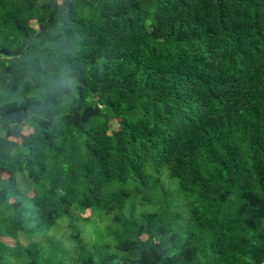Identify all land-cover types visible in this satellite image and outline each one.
<instances>
[{
  "label": "trees",
  "instance_id": "1",
  "mask_svg": "<svg viewBox=\"0 0 264 264\" xmlns=\"http://www.w3.org/2000/svg\"><path fill=\"white\" fill-rule=\"evenodd\" d=\"M0 264H264V0H0Z\"/></svg>",
  "mask_w": 264,
  "mask_h": 264
},
{
  "label": "rangeland",
  "instance_id": "2",
  "mask_svg": "<svg viewBox=\"0 0 264 264\" xmlns=\"http://www.w3.org/2000/svg\"><path fill=\"white\" fill-rule=\"evenodd\" d=\"M33 25V24H32ZM110 126L112 129H116L117 123L111 122ZM31 132V128L29 126H24L22 128V134L26 135ZM18 141V140H16ZM19 188H21L23 191H27L29 196H31V184L28 182L26 177H19ZM81 229V235L82 237L88 241V242H95L99 236L102 235L104 227L107 224V221L102 218L101 216H98L96 214H91L88 210H86L83 214L78 215V219L74 223ZM72 226H70L69 222L67 220L61 219L59 220V223L57 226H55L51 230V235H54L56 239H64L67 244H70L68 241V236L70 235V232L72 231ZM38 241H33L32 246L37 247L40 245ZM4 242L7 245H14L15 242L13 240L4 239ZM19 242L22 246L26 247L30 244V240L24 236L21 235L19 238Z\"/></svg>",
  "mask_w": 264,
  "mask_h": 264
}]
</instances>
